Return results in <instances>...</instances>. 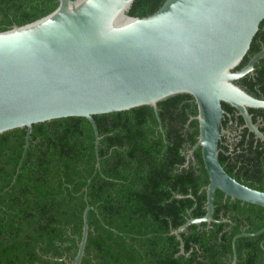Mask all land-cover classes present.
Listing matches in <instances>:
<instances>
[{"label":"trees","instance_id":"16d2710c","mask_svg":"<svg viewBox=\"0 0 264 264\" xmlns=\"http://www.w3.org/2000/svg\"><path fill=\"white\" fill-rule=\"evenodd\" d=\"M164 2L135 0L129 14L148 16ZM58 5L59 0H0V31L37 20ZM263 48L264 20L237 69ZM237 83L264 98V58L254 74ZM223 108L226 128L229 121L244 123L236 108L227 103ZM158 109L160 120L150 105L93 116L101 135L99 169L95 131L87 118L34 124L13 184L27 129L0 134V264L72 262L86 194L92 209L82 264H232L233 237L262 229L264 206L217 190L216 221L211 227L190 225L181 233L186 254L177 255L180 242L170 232L189 217L205 215L210 177L201 148L187 159L199 135V122L191 119L198 114L194 97L177 94L160 101ZM249 111L255 122L264 117L262 108ZM260 129L264 132V126ZM254 137L245 129L232 149L222 137L219 160L238 181L264 190V141ZM224 218L229 221H219ZM236 248L237 264H264V233L238 238Z\"/></svg>","mask_w":264,"mask_h":264},{"label":"water","instance_id":"95a60500","mask_svg":"<svg viewBox=\"0 0 264 264\" xmlns=\"http://www.w3.org/2000/svg\"><path fill=\"white\" fill-rule=\"evenodd\" d=\"M134 1L59 0L49 14L0 31V134L27 129L13 184L34 124L85 117L95 131L99 169L101 135L94 115L150 105L160 120V101L192 95L198 114L191 119L198 120L199 135L187 159L201 148L210 182L205 187V215L189 217L170 232L180 242L177 255L186 254L181 233L192 224L206 222L211 227L217 190L231 199L264 206V190L238 181L219 160L222 137L231 133L223 124V103L236 108L244 127L264 141V132L249 111L264 109V98L237 83L264 58L263 48L237 69L264 20V0H165L144 17L129 14ZM85 200L78 251L72 262L64 258L67 264H82L85 256L92 209L87 194ZM262 233L264 227L233 237L232 264H237L238 238Z\"/></svg>","mask_w":264,"mask_h":264},{"label":"flooded vegetation","instance_id":"af4514ba","mask_svg":"<svg viewBox=\"0 0 264 264\" xmlns=\"http://www.w3.org/2000/svg\"><path fill=\"white\" fill-rule=\"evenodd\" d=\"M254 71H255V69H254ZM254 71H253V74H254ZM256 123L259 125V127L264 126V117L258 116ZM226 129L229 130L231 133L225 134L223 136V138L225 139L226 144L232 149L233 144L238 142L240 139L243 138L244 133H245V129H247V128L244 127V123L238 126L237 123H235L233 121H229ZM254 136H255V134H254ZM249 137H250V135L247 132L246 139H249ZM254 138L256 140H258L256 136Z\"/></svg>","mask_w":264,"mask_h":264}]
</instances>
